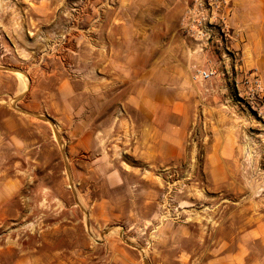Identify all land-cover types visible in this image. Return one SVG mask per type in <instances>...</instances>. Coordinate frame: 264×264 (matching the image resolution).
Instances as JSON below:
<instances>
[{
  "label": "rangeland",
  "instance_id": "1",
  "mask_svg": "<svg viewBox=\"0 0 264 264\" xmlns=\"http://www.w3.org/2000/svg\"><path fill=\"white\" fill-rule=\"evenodd\" d=\"M91 1L0 0V264H264V100L242 86L264 94V55L244 64L231 20L198 39L189 0L106 87L77 39Z\"/></svg>",
  "mask_w": 264,
  "mask_h": 264
},
{
  "label": "crops",
  "instance_id": "2",
  "mask_svg": "<svg viewBox=\"0 0 264 264\" xmlns=\"http://www.w3.org/2000/svg\"><path fill=\"white\" fill-rule=\"evenodd\" d=\"M177 1L179 0H92L89 8L91 11L85 19L90 32L88 36L77 35V39L80 43L88 39L93 44V52L87 58L91 67L90 72L103 74L102 77L98 75L96 81L103 79L107 83L105 86L112 88L128 81L125 78L126 73L138 74L143 70L144 52L138 46L133 49L126 48L127 42H143L146 39L159 42L164 40L159 36L160 31H165L166 39L172 42L174 34L172 26L180 22V18L176 21L175 10L180 3L182 6L179 8L185 9L186 2H189V0ZM40 4L43 8L48 7V3ZM0 7L3 9L5 3L0 2ZM173 10L172 16L169 12ZM77 20L83 21L80 17H77ZM230 20L229 33L231 40L235 42L232 48L242 50L245 54L244 64L250 63L251 56L264 55V0H234L233 16ZM12 21L13 19L8 20V23ZM100 32L102 34L99 35ZM159 47L157 44V50ZM76 53L77 60H82L81 51ZM157 63L151 68V72L159 71ZM255 63L264 70V59L256 58ZM171 71L177 74L183 73L178 68ZM123 74L126 75L122 76ZM57 93L60 99H68L73 94L70 82L64 81L58 87ZM132 99L137 102V97ZM174 105L173 114L181 115L177 109L181 103L174 101ZM6 121L12 123L10 119Z\"/></svg>",
  "mask_w": 264,
  "mask_h": 264
},
{
  "label": "built area",
  "instance_id": "3",
  "mask_svg": "<svg viewBox=\"0 0 264 264\" xmlns=\"http://www.w3.org/2000/svg\"><path fill=\"white\" fill-rule=\"evenodd\" d=\"M231 0H199L196 7V14L194 18V24L189 26L192 30L197 28L196 37L198 39H210L211 25L213 21L227 22L233 16V6L230 5ZM194 32V33H195ZM216 72L211 70H197L194 79L200 81L211 80ZM245 85L249 90V94L253 97H259L260 100H264V94L262 84L259 79L257 71H251L245 80ZM239 89V85L236 86Z\"/></svg>",
  "mask_w": 264,
  "mask_h": 264
}]
</instances>
